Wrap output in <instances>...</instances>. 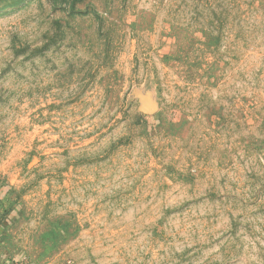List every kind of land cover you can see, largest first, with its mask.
I'll return each mask as SVG.
<instances>
[{
  "label": "rangeland",
  "instance_id": "1",
  "mask_svg": "<svg viewBox=\"0 0 264 264\" xmlns=\"http://www.w3.org/2000/svg\"><path fill=\"white\" fill-rule=\"evenodd\" d=\"M0 264H264V0H0Z\"/></svg>",
  "mask_w": 264,
  "mask_h": 264
}]
</instances>
